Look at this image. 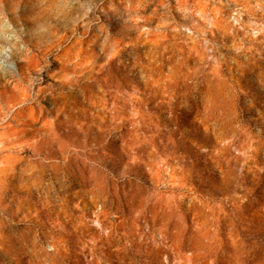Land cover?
<instances>
[{
	"label": "rangeland",
	"instance_id": "obj_1",
	"mask_svg": "<svg viewBox=\"0 0 264 264\" xmlns=\"http://www.w3.org/2000/svg\"><path fill=\"white\" fill-rule=\"evenodd\" d=\"M0 264H264V0H0Z\"/></svg>",
	"mask_w": 264,
	"mask_h": 264
}]
</instances>
